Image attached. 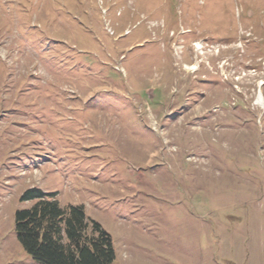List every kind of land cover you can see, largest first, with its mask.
<instances>
[{"label": "rangeland", "instance_id": "1", "mask_svg": "<svg viewBox=\"0 0 264 264\" xmlns=\"http://www.w3.org/2000/svg\"><path fill=\"white\" fill-rule=\"evenodd\" d=\"M33 187L111 264H264V0H0V264Z\"/></svg>", "mask_w": 264, "mask_h": 264}, {"label": "trees", "instance_id": "2", "mask_svg": "<svg viewBox=\"0 0 264 264\" xmlns=\"http://www.w3.org/2000/svg\"><path fill=\"white\" fill-rule=\"evenodd\" d=\"M20 202H33L14 216L16 237L37 264H111V236L82 205L60 206L54 193L29 188Z\"/></svg>", "mask_w": 264, "mask_h": 264}]
</instances>
